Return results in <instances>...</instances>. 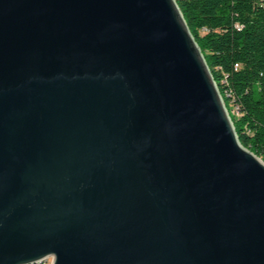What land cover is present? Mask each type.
<instances>
[{
    "label": "water",
    "instance_id": "obj_1",
    "mask_svg": "<svg viewBox=\"0 0 264 264\" xmlns=\"http://www.w3.org/2000/svg\"><path fill=\"white\" fill-rule=\"evenodd\" d=\"M264 264V160L176 0H0V264Z\"/></svg>",
    "mask_w": 264,
    "mask_h": 264
},
{
    "label": "trees",
    "instance_id": "obj_2",
    "mask_svg": "<svg viewBox=\"0 0 264 264\" xmlns=\"http://www.w3.org/2000/svg\"><path fill=\"white\" fill-rule=\"evenodd\" d=\"M176 1L241 143L264 160V0Z\"/></svg>",
    "mask_w": 264,
    "mask_h": 264
},
{
    "label": "built area",
    "instance_id": "obj_3",
    "mask_svg": "<svg viewBox=\"0 0 264 264\" xmlns=\"http://www.w3.org/2000/svg\"><path fill=\"white\" fill-rule=\"evenodd\" d=\"M36 264H50L49 263V257L45 258L44 260H42L41 262H38Z\"/></svg>",
    "mask_w": 264,
    "mask_h": 264
},
{
    "label": "bare ground",
    "instance_id": "obj_4",
    "mask_svg": "<svg viewBox=\"0 0 264 264\" xmlns=\"http://www.w3.org/2000/svg\"><path fill=\"white\" fill-rule=\"evenodd\" d=\"M49 263L53 264V257H49Z\"/></svg>",
    "mask_w": 264,
    "mask_h": 264
},
{
    "label": "rangeland",
    "instance_id": "obj_5",
    "mask_svg": "<svg viewBox=\"0 0 264 264\" xmlns=\"http://www.w3.org/2000/svg\"><path fill=\"white\" fill-rule=\"evenodd\" d=\"M234 111H236V109H234Z\"/></svg>",
    "mask_w": 264,
    "mask_h": 264
}]
</instances>
